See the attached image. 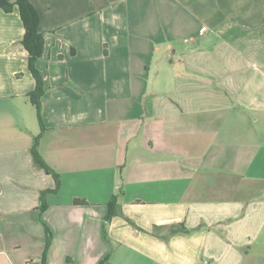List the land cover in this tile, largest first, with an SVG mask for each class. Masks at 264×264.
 Segmentation results:
<instances>
[{"label":"crops","instance_id":"1","mask_svg":"<svg viewBox=\"0 0 264 264\" xmlns=\"http://www.w3.org/2000/svg\"><path fill=\"white\" fill-rule=\"evenodd\" d=\"M31 1L44 130L0 6V264H264V0Z\"/></svg>","mask_w":264,"mask_h":264},{"label":"trees","instance_id":"2","mask_svg":"<svg viewBox=\"0 0 264 264\" xmlns=\"http://www.w3.org/2000/svg\"><path fill=\"white\" fill-rule=\"evenodd\" d=\"M0 6L6 12H12L14 7L17 6L22 22L25 27V34L22 39V44L28 51V63L29 69L37 80V85L34 91H32L28 96L31 102L37 108V115L42 129H45L43 117H42V101L41 98L45 94L44 80L42 72L37 68L36 62L44 52L45 48V34L39 30L40 15L31 0H0ZM40 136L34 138V143L31 148L33 155V160L35 166L43 169L47 174L54 177L56 185L53 188H47L41 191L40 195V205L39 208L44 210L47 203V196L49 193L57 192L61 186V179L59 174L45 161L42 156L38 146H39ZM76 204H86L87 201L84 199H75ZM109 207L111 209L110 217L114 216L119 212L120 204L117 201V197L114 196L109 202Z\"/></svg>","mask_w":264,"mask_h":264}]
</instances>
